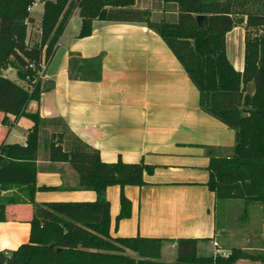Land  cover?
Wrapping results in <instances>:
<instances>
[{"label":"trees","instance_id":"1","mask_svg":"<svg viewBox=\"0 0 264 264\" xmlns=\"http://www.w3.org/2000/svg\"><path fill=\"white\" fill-rule=\"evenodd\" d=\"M38 1L42 3L40 34L29 44L26 25L34 19L27 8L35 0H0V72L14 70L18 79L30 78L32 85L28 91L0 76L2 121L11 115L32 122L24 146L0 142V221H5L8 205L32 207L28 241L15 250L0 251V264H234L241 257L239 249L231 248L227 256L198 255L194 238L111 237L106 188H120L116 228L130 216L124 187L143 186L144 175L151 174L153 167L121 159L105 163L98 150L68 130L65 138L51 133L50 139L42 140L43 148L48 160L67 162L75 171L77 185L69 189L92 190L96 200L36 203V191L59 187L36 185L38 128L47 120L27 107L32 101L38 103L40 93L49 89L40 84L39 65L54 54L75 9L80 17L77 38L91 34L94 20L143 23L160 36L184 69L198 91L200 109L234 131L229 153L213 154V148H206L208 189L218 200L264 202V6L244 14L243 68L239 71L229 60L225 43L226 34L236 26L234 0H162L175 6L174 20L152 19L149 10L133 7L134 0ZM197 15H204L199 23ZM100 74V57L70 58L71 79L97 80ZM6 192L10 194L2 195ZM166 241L175 242L174 261L160 259Z\"/></svg>","mask_w":264,"mask_h":264},{"label":"crops","instance_id":"2","mask_svg":"<svg viewBox=\"0 0 264 264\" xmlns=\"http://www.w3.org/2000/svg\"><path fill=\"white\" fill-rule=\"evenodd\" d=\"M142 1V5L136 2L133 7L149 10L152 19L175 17L172 3L154 0L160 8L150 9L153 0ZM72 20L76 21L72 34H66ZM79 27L78 10H74L54 54L46 61L40 84L49 89L40 93L38 103L30 102L28 109L37 111L47 122L62 120L71 134L98 150L105 163L121 159L153 167L151 174L144 175L143 186L124 187L131 203L130 216L121 219L116 228L120 188H106L110 236L194 238L198 255L229 253L235 247L233 227L226 218L231 211L218 218L221 200L206 185V148H213V154L229 153L234 145V131L200 109L197 89L164 41L145 24L94 20L91 34L84 38H77ZM231 31L225 38L226 52L227 45L232 50L238 41V34L230 36ZM241 40L244 47V36ZM72 57H100V78L71 79ZM242 68L243 65L236 69ZM3 116L0 112L4 124L28 119L8 115V121H2ZM31 126L28 119L22 139L12 142L8 140L10 128L5 132L0 129V142L24 146ZM42 151L46 157L37 153L36 185L59 188L36 191V203L96 200L92 190L69 189L77 185L75 171L67 162L48 160L43 145ZM31 216L29 204L5 207V221H0V251L15 250L28 241ZM224 235L229 242H223ZM164 243L161 257L167 251L174 261L175 242Z\"/></svg>","mask_w":264,"mask_h":264},{"label":"rangeland","instance_id":"3","mask_svg":"<svg viewBox=\"0 0 264 264\" xmlns=\"http://www.w3.org/2000/svg\"><path fill=\"white\" fill-rule=\"evenodd\" d=\"M234 1L237 4V15L234 17L236 21V27L232 29L230 36L238 34V41L235 44L236 46H233L232 50L230 49V46L228 47L227 45V56L236 69L240 68L243 65V41L241 40V38L244 36L246 29L245 23L243 21L244 14L261 10L262 6H264V0ZM136 2L137 5L143 4L142 0H134V4ZM153 2L154 3L152 4V6H150V9L151 7L152 9L160 8V6H157L154 0ZM30 6V10H28L27 8V11L30 16L34 17V21L32 23H27L26 25V40L27 42H29V44H32L33 42L38 40L40 34L39 22L42 15V3L38 0H35V2ZM175 17H169L166 19L174 20ZM75 22L76 21L74 20L70 22V24L67 26L68 28L66 34H72V25ZM236 53H239L240 56L238 57ZM238 65L240 66L238 67ZM0 73L1 77L5 76L8 81L18 86H21L22 88L28 91L32 86L30 78H25L24 80L18 79L15 75V71L13 70L1 71ZM39 79L40 81H42L41 78ZM36 82L37 81L33 82L32 84ZM247 89L248 91H251L252 84H249ZM27 111H29L28 107ZM23 120L25 121H21L18 124L16 122L14 124H4L0 121V129H2L3 132L7 131V129L10 128V134L8 137L9 142L20 141L22 139V133L26 129V121L28 122V119ZM51 133L62 134L64 138L68 135V131L62 123L46 121L45 123L41 124L38 128V150H40L37 151V153H39V155L43 157H46V153L42 151V140L50 139ZM229 201L230 202H227V200H221L218 204L217 209L219 213L218 218L221 214L223 215L226 214L228 211H231L227 214L226 218H228L227 222L230 224V226L232 224L231 228L233 227V230H231V234L233 236V244H235V247L232 248H237L241 251V257L237 259L234 264H264V202L250 201L245 204L241 199H229ZM226 237V235L223 236V242H229V237ZM164 245H166V243L162 244L161 250L163 249ZM161 250L160 259L165 261H171L169 258L172 259L173 257L167 251L164 252V257H161ZM127 252L129 254H132L129 251Z\"/></svg>","mask_w":264,"mask_h":264},{"label":"built area","instance_id":"4","mask_svg":"<svg viewBox=\"0 0 264 264\" xmlns=\"http://www.w3.org/2000/svg\"><path fill=\"white\" fill-rule=\"evenodd\" d=\"M30 6L28 7V10H30ZM45 66H46V61L45 62H42L40 65H39V70H38V76L39 78L42 79V75H43V72L45 70ZM8 71H10L11 69H6ZM6 70H3V71H6ZM14 71V70H13ZM1 74V73H0ZM229 253H224L222 254L223 256H227Z\"/></svg>","mask_w":264,"mask_h":264},{"label":"water","instance_id":"5","mask_svg":"<svg viewBox=\"0 0 264 264\" xmlns=\"http://www.w3.org/2000/svg\"><path fill=\"white\" fill-rule=\"evenodd\" d=\"M203 17H204V15H197V17H196L197 22L199 23L200 20L203 19Z\"/></svg>","mask_w":264,"mask_h":264}]
</instances>
